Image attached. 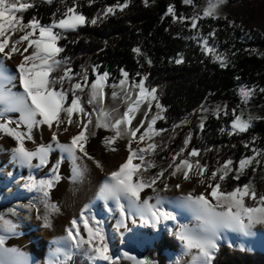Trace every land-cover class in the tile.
I'll return each instance as SVG.
<instances>
[{
    "label": "snow or ice",
    "instance_id": "snow-or-ice-1",
    "mask_svg": "<svg viewBox=\"0 0 264 264\" xmlns=\"http://www.w3.org/2000/svg\"><path fill=\"white\" fill-rule=\"evenodd\" d=\"M44 2L52 3L53 0H44ZM88 2L91 4L93 0H88ZM129 3L130 0H124V3L118 2L106 7L103 10L105 17L108 14H114L117 9L123 11ZM144 3L147 6L148 0H144ZM183 3L193 5L194 0H183ZM224 3L226 0H207L202 17L199 14L191 17V27L196 29L197 22L201 18H218L219 7ZM34 6V2L0 0V134L16 141L17 146L11 149L14 161L29 167H32V160L37 157L40 161L38 166H44L49 162V153L53 150L52 144L40 145L34 151L29 150L25 144L26 141H35L34 129L46 125L51 131V139L55 142V147L59 148L62 153H66L67 159L72 162L74 176H81L83 170L77 161L83 157L93 159L85 145L88 135H95L94 132L89 131L95 115V128L102 127L114 132L113 136L105 137L104 140L105 145L111 151L117 150L113 145L118 139L128 138L129 154L126 161L116 171L110 173L99 193L100 197L116 202L121 216L118 227H127L125 222L130 213L133 223L136 222L135 217L139 215L142 220L146 219L148 224L156 228L162 222L177 220L173 212L163 207L164 198L158 194L159 190L156 188L157 181L162 180L169 169L172 170L171 176L182 173L185 180L192 178L190 171L194 170L193 175L199 177V183L201 185L207 183L203 192L194 194L193 190L178 198L181 206L187 209L197 222L194 227L181 224L179 230L175 232L185 254L191 256L192 264H213L216 253L219 252V242L223 232L231 231L247 236L253 234L252 230L256 225H264V192H258L251 179L246 184L237 185L231 191H225L222 188V182L228 178L230 173H234L232 176L234 180H239L249 167H252L255 173L257 169L253 165L261 164L259 157H264V150L252 148L253 155L242 156L238 162H234L231 158L222 164L218 161V166L210 172L206 180L205 173L209 171V166L202 164L199 159H192L200 156V150L192 148L191 151H187L192 135L189 133L184 138L183 146L179 151L171 155L167 168H161L155 175L146 177L144 174L149 169L157 167L155 160L146 159V156L154 155L156 149L160 147L155 142L145 144L146 138L152 141L153 135L167 131L153 128L158 119H166L162 114L165 108L158 102L157 89L146 85L145 81L148 79L146 75L138 82L132 80L129 83V73L123 69L120 70L123 78L119 79L118 83L111 84L108 83L110 73L107 71L101 73L99 66H93L95 79L90 83L86 69L81 73H73L70 61L60 56L64 49L59 45V41L66 38L64 35L66 32L75 31L87 23L96 24L100 14L88 20L78 10L79 5L74 0L71 6L65 5L66 10L60 18H54L48 24L41 23L40 19L35 16L24 22L23 16L17 15ZM166 15H171L173 20L181 22L188 19L183 14L177 16L175 7L171 4L167 7ZM17 33L21 34L18 38H13ZM201 39H203L204 49L208 53H214L215 49L208 46L207 39ZM29 49L32 50L30 53ZM133 51L138 55L141 54L139 48ZM15 54H19L22 59L16 65V74H11L4 61L10 60ZM216 59L220 60L221 57L217 55ZM182 62V56L175 60L177 64ZM148 63L150 64L151 61L149 60ZM57 71L60 75H53ZM140 75L137 73V76ZM17 80L22 88L19 92L8 87V85L15 87L13 82ZM65 84L68 85L67 88ZM106 87L112 89L111 99L114 102L120 100L125 106L122 113L119 105L115 108L105 107ZM86 89L88 91L86 103L91 106V111L84 106L83 94ZM261 91L264 92V89ZM253 94L254 89L240 87L241 104L247 105ZM154 100L157 101L155 104L157 111L149 118ZM145 101L147 111L144 112V119H141L137 126H131L132 119L135 118L137 111ZM201 110L209 111L203 105H201ZM220 111L221 108L217 105L213 114L219 118ZM10 113H18V117L13 118L9 115ZM74 113L77 114L75 121L73 120ZM224 114L228 115L226 106ZM232 117L229 135L247 132L254 119L251 116L245 118L242 111L236 114V109L232 110ZM205 119L206 117H201V129L204 128ZM146 120L147 126L145 127ZM74 123L80 129L79 132L71 137L69 143H60L58 137L61 125L71 126ZM187 123L189 121L185 119L179 124H173L172 129L175 131L176 128ZM141 128H144V131L137 138V133ZM63 131L67 132L68 127H64ZM133 144L136 147H133ZM142 144H144L143 147ZM245 147L248 148L249 144L245 143ZM186 151L187 155H185ZM63 158L62 156L61 160ZM134 160H138L139 163H134ZM59 163L60 161H57V165L53 166V173L57 172ZM96 164L97 167H102L99 161H96ZM56 178L58 177H54ZM29 179L31 181L29 187H38L45 197L48 196L47 190L54 186V179L38 182L31 176ZM175 187L179 189L181 185L176 184ZM146 188L157 192L156 203H150L152 197L142 199L141 193ZM168 188L169 185L164 183L163 190L166 191ZM122 200L127 201V208L121 202ZM45 206L48 207L47 204ZM28 207H31V204ZM52 208L56 210L55 205ZM86 211L87 206L81 211L79 219L74 218L71 221V226L66 229V237L62 238L72 246L65 253V259L71 258L72 250L83 248L84 255L93 264H119L121 257L112 253L103 222L95 216L86 215ZM44 219L45 226L49 227L47 215ZM81 224L86 238L81 232ZM15 228L16 226L10 220L0 215V231L14 233ZM6 239V235L0 234V264H26L17 249L5 247ZM85 245L86 248H84ZM123 255L135 264H156L147 258L137 259L135 256H129L127 252Z\"/></svg>",
    "mask_w": 264,
    "mask_h": 264
},
{
    "label": "trees",
    "instance_id": "trees-1",
    "mask_svg": "<svg viewBox=\"0 0 264 264\" xmlns=\"http://www.w3.org/2000/svg\"><path fill=\"white\" fill-rule=\"evenodd\" d=\"M21 2L35 4L34 7L17 13L23 16L24 22L35 16L41 23L48 24L54 18H60L66 10L65 5L71 6L74 0ZM76 2L78 10L88 20L96 18L98 13L100 15L96 24L87 23L75 31L66 32V38L59 41L64 49L60 56L70 61L73 73H81L86 69L89 83L95 79L93 66H99L100 72H109L113 81L121 77V69L135 80L146 75V85L157 89L158 102L165 108L162 114L166 119L158 120L157 129L167 131L156 135L154 142L160 147L154 155L146 156V159L155 160L157 164V167L144 174L146 177L155 175L161 168H167L171 155L179 151L189 133L192 135L187 151L199 149L200 156L192 159H199L202 164H207L210 171L215 170L218 161L222 164L231 158L238 162L242 156L253 155L252 148L264 150V117L257 120L247 132L229 135L233 118L231 112L227 116L209 118L203 129L200 128L201 116L198 112L201 105L220 102H225L228 110L235 108L239 103L237 89L240 84L251 83L260 90L264 89V55L251 53L252 49L264 50V35L246 27L248 17L207 21L214 31V40L227 53V61L223 64L202 49L185 24L166 15L170 4L174 5L176 11L186 12L183 0H148L147 6L144 0H130L129 6L123 11L117 9L114 14L106 17L103 11L106 7L118 2L124 3V0H93L91 4L88 0ZM135 48L141 50L140 55L133 51ZM181 56L183 62L175 63ZM137 73L141 75L137 76ZM53 75H60V72ZM65 87L68 85L65 84ZM262 96L264 97V92ZM87 99L86 89L83 94L84 106L91 111V106L86 103ZM185 119L189 123L173 131L172 125ZM245 143L249 144L248 148ZM260 160L263 162L264 157H260ZM257 170L259 173L262 171V164ZM170 172L171 169L162 179L169 178ZM233 175L234 173H230L222 182L223 190L231 191L237 185L248 183L254 173L252 167H249L239 180H234ZM256 181L257 191L264 192V182ZM178 230L179 226L176 225L161 232L153 247L144 249L145 257L156 264H170L164 252H178L180 241L175 236ZM59 264L89 263L83 255L74 253L69 260ZM119 264L131 263L121 258ZM213 264H264V254L223 244L219 246Z\"/></svg>",
    "mask_w": 264,
    "mask_h": 264
},
{
    "label": "rangeland",
    "instance_id": "rangeland-1",
    "mask_svg": "<svg viewBox=\"0 0 264 264\" xmlns=\"http://www.w3.org/2000/svg\"><path fill=\"white\" fill-rule=\"evenodd\" d=\"M184 5L187 7L186 12L180 13L176 10L175 11L177 16L183 14L188 19L184 20L183 22L179 20L177 21L182 24H185L188 30H190L192 38L196 37L193 39H195L196 42L201 45L202 49L213 59H215L220 63H222L223 61L224 64L227 61V53L224 47H222L220 44L217 43L216 40H214V35H210V33H214V31L211 29L210 24L207 22L208 20L225 19L228 17L234 20H239L243 17H248L249 22L246 23V27L251 28L254 31L264 35V0H226V3H224L219 7L218 18H213V17L201 18L197 22L198 27L196 29H193L191 27L190 19L192 16L197 14H199L202 17L203 9L207 6V0H194L193 5H186V4ZM20 34L21 33H17L13 38H18ZM201 38L207 39L208 46L215 49L214 53H208L204 49L203 39ZM31 51L32 50L29 49V53ZM251 53L258 56H262L264 55V50L252 49ZM217 55L221 57L220 60L216 59ZM21 59L22 57L19 54H15L9 61L10 62L12 61V63H14L16 68V65L20 62ZM121 78L123 77L121 76L119 79ZM119 79L113 81L109 77L108 83L109 84L118 83ZM132 80L135 79L129 77V83H131ZM135 81L138 82L139 80H135ZM242 86H245L249 89H254V94L252 95L247 105L241 104L239 89ZM105 91L107 93L104 101L105 107L115 108L119 105L120 112L122 113L125 110V106L121 104L120 100L114 102L111 99L112 89L110 87H106ZM117 91H119V89H117ZM237 98L239 103L235 105V108H233L236 109V114H240V112L242 111L243 116L245 118L249 116L253 117L254 119L252 125L257 120L264 117V97L262 96V91L259 88H257L256 85L251 83L240 84L237 89ZM156 102L157 101L155 100L153 101V107L151 112H149V118L157 111V109L155 108ZM217 105H219L221 108L219 116H227L224 114L225 106L227 107L228 114L230 112L232 114L233 109L228 110V106L225 102L204 105V107L209 109V111L204 112L203 110H201V108L198 111L201 117L202 116L206 117V119L204 120V124L209 118L217 117V115L213 114ZM238 105L240 107H238ZM145 111H147L146 101L144 104L141 105L140 109L137 111L135 118L132 119L131 126L133 127L137 126L139 124V121L141 119H144ZM76 119H77V114H73V120L75 121ZM158 120L156 121V124L153 126L154 129H157ZM200 122H201V118H200ZM146 126H147V120L145 121V127ZM64 127H68V130L73 135H76L80 129L76 126L75 123L72 124L71 126H68L66 124L61 125V129L58 137L59 141L60 143H69L71 138L67 136L68 131L67 132L63 131ZM99 130L109 131L112 133V135H114V132L109 129H105L102 127L95 128V115H94L93 124L89 126V131L94 132L96 134ZM143 131L144 128H141L140 132L137 133V138L141 133H143ZM93 136L95 135H88V139L92 138ZM155 137L156 135H153L152 141H148L146 138L145 144L148 142H154ZM121 140L124 141V143H126L127 145L128 143L127 137ZM45 142L55 144V142H53L51 139L50 132L48 133ZM141 146L143 147L144 144H142ZM26 147L29 150H34L32 147H28L27 145ZM6 149H7L6 144L0 143V152L3 153L6 151ZM53 154H55V152ZM52 155H49L48 158L49 162L47 163V165L50 163V158H52ZM127 156L125 157V160L122 163L126 161ZM60 161L62 164H64L66 160L65 158H63ZM2 163H3V159H2V155H0V209L2 210L0 215H3L5 219L10 220L16 226V228L14 233L0 231V234L7 236V239L5 241V247L17 249L20 253L24 252L29 258V264H31L33 259L32 255L27 252L24 246L14 247L13 243L18 242L23 238L22 241L19 243L20 245H25L26 247H29L27 249H29L30 252L31 251L34 253H36V251L43 252L44 250L47 249V247L49 248L50 245L57 244L60 241L62 237L61 235L66 233V229L71 226V221L74 218L76 219L78 217V213L77 212L73 213L71 216H69L64 212L62 213V211L58 209L56 203L53 201L52 198L53 191L57 188L59 182L62 179V174L60 170H57V172L55 173L51 171V172H46L43 174H36L35 176H31V175H23L22 172H21L22 174L17 171L10 172L6 168H1ZM261 164H262V171L259 173V170H256L254 175L250 178L255 184V187L257 182L256 180L264 182V161L263 162L261 161ZM259 166L260 165L258 166L254 165L256 169H258ZM193 172L194 170L190 171V175L192 176L190 180H185L183 178V174L178 173L176 176H170L167 179H162L157 181L156 188L159 190L158 194L164 198V203L167 204L169 202L168 203L169 205L176 207V204L179 203L178 198L181 197L182 195H186L188 192H192L193 190H194V194H199L200 192H203L205 190V188L207 187V183L201 185L199 183V177L193 175ZM210 172L211 171L209 170L208 172L205 173L206 180L207 177L210 175ZM30 176L33 177L37 182L40 180L54 179V177H58V178L54 179V186L51 189L47 190L48 196L45 197L44 193L40 191L38 187H31V188L29 187V185L31 184V181L29 179ZM164 183H167L169 185V188L166 191L163 190ZM176 184H180L181 187L177 189L175 187ZM149 189L152 191V194L157 195V192H154L151 188ZM247 202L251 203V201H247ZM30 204L31 207H28ZM46 204L48 205V207L45 206ZM53 205H55L56 210H53L52 208ZM168 211L173 212L177 216L176 221L162 222L159 225V227L156 228L148 224L146 222V219L142 220L141 218L139 219L138 217H135L136 222L133 223L131 218L132 216L130 213L129 214L130 219L128 218L126 220L125 223L127 227L125 228V227H114L112 224V219H114L119 214L117 208H111L108 217L104 216L103 214L94 215L93 212H90L88 210L89 215L95 216L96 219H99L103 222V226L109 238V244L112 253L116 256H120L122 259L129 261L131 264H135V262L124 257L123 254L125 252H127L129 256L137 257V259H146L144 255V249L152 248L154 243L159 240V236L161 232L166 231L169 228H172L176 225L180 226L181 224H183L182 217H184V219L187 221H191L193 223V227L197 223L193 218L192 214L185 208L181 210L183 214L182 216L179 214L177 207L173 209H169ZM46 215H47V222L50 224L49 227L45 226L46 222L44 217ZM81 232L86 238V233H84L83 231L82 224H81ZM252 233H253L252 235H247V237H249L250 240H244L241 235L239 236V233L225 231L222 233V239L220 240L219 245L226 243L239 249H247L249 251L259 252L264 254V247H260V246L253 247V245H251V243H263L264 246V225H256L253 228ZM15 236H20V237L12 239ZM86 247L87 246L85 245L84 248ZM182 247L183 246L180 242L178 252L176 253L168 252V251L164 252V255L167 256L169 260V263L172 264L173 262H176L177 264H192L190 255H181ZM72 251L73 253H78L83 255L84 258L87 259L89 264H93V262L90 261L84 255L83 248L80 250H72ZM62 259H65V255L63 256L58 254L54 261L48 258L47 262L48 264L50 262H52L51 264H56L58 261H61Z\"/></svg>",
    "mask_w": 264,
    "mask_h": 264
},
{
    "label": "bare ground",
    "instance_id": "bare-ground-1",
    "mask_svg": "<svg viewBox=\"0 0 264 264\" xmlns=\"http://www.w3.org/2000/svg\"><path fill=\"white\" fill-rule=\"evenodd\" d=\"M4 63L5 66L10 70L11 74H16V68L12 61L10 62L9 60H5ZM13 83L15 87H13L12 85H8V87H12V90L16 92L22 91L18 80L14 81ZM9 115H11L13 118L18 117V113H10ZM49 132L51 133L46 125L42 128L34 129L35 141L25 142L28 147H32L34 150H36V148L40 145L52 144L53 150L49 153V155H52L55 152V154L52 155V158H50V163L48 165L46 164L44 166H38L40 164V161L37 157L32 160V167H29L27 165L22 166L19 162L13 160L11 149L13 147H16L17 143L13 138L0 134V143H4L7 146L5 152H0V155H2L3 159L1 168H6L10 172L17 171L20 173L22 172L23 175L35 176L36 174L51 172L53 166L57 165V161H60L61 157L63 156L66 160L65 163L62 164L60 161L58 165V170H60L62 174V179L59 182L57 188L53 191L52 195L53 201L56 203L58 209H60L62 213L64 212L69 216L77 212L78 217L76 219H79L81 211L85 210V207L87 206V211L85 213L86 215H89V210L90 212H93L94 215L103 214L104 216L108 217L110 209L117 208L116 202L111 199L106 200L100 197L99 193L104 183L108 180L110 173L112 171H116L119 165L125 160V157L129 154L126 143H124V141H122L121 139H118L113 145L117 150L111 151L105 145L104 140L105 137L113 136L112 133L109 131L99 130L95 134V136L87 140V143L85 145L87 152L93 157V159L83 157L81 160L77 161V163L83 170V174L81 176H74L73 164L70 160L67 159V154L62 153L59 148L55 147L54 143L45 142ZM67 136L71 138L73 134H71L68 130ZM133 147H136V145L133 144ZM96 161H99L102 167H97ZM135 163H139V161L135 160ZM141 196L142 199L152 197L153 199L150 201V203H156L155 197L157 195L152 194V191L149 188L144 189V191L141 193ZM121 202L124 203L125 207L127 208V201L122 200ZM167 204L163 203V207L167 210L177 207L179 214L181 216L183 215L181 210H183L184 208L180 203H177L176 207ZM136 217H138L139 219L141 218L139 215H137ZM120 220L121 216L119 213L114 219H112L113 226L118 227V222ZM182 221L183 224H187L190 227H193V223L191 221L185 220L184 217H182ZM240 235L244 240H250L249 237L239 234V236ZM61 236L62 237L57 244L50 245L49 248L47 247V249L41 253V262H43L44 259H46L47 261L48 258L54 260L56 259L58 254L64 256L65 253L72 248L70 243H67L62 239L66 237V233L62 234ZM251 245H253V247H264L263 243H251ZM36 255L39 256L38 252H36ZM181 255H186L183 247Z\"/></svg>",
    "mask_w": 264,
    "mask_h": 264
},
{
    "label": "crops",
    "instance_id": "crops-1",
    "mask_svg": "<svg viewBox=\"0 0 264 264\" xmlns=\"http://www.w3.org/2000/svg\"><path fill=\"white\" fill-rule=\"evenodd\" d=\"M18 237H20V236H15L14 238H12V239H15V238H18ZM24 238H26V237H24ZM23 239V238H22ZM22 239L20 240V241H18V242H14L13 243V245H14V247H16V246H24L25 247V249L27 250V252L28 253H30L31 255H32V257H33V259H32V263L31 264H37V262H38V264H48V262L46 261V259H44L43 260V262H41V253L42 252H38V251H36V252H38V254H39V256H37L36 255V253H34V252H30L29 251V249H27L26 248V246L25 245H20L19 243L22 241ZM28 239V238H27ZM44 252V251H43ZM21 257H22V259L24 260V261H26V264H29V258H28V256L23 252V253H21ZM40 258V259H39ZM37 259H39V260H37ZM55 260V259H54ZM53 260V261H54ZM66 259H62L61 261H58L56 264H58V263H60V262H63V261H65ZM52 262H50L49 264H51Z\"/></svg>",
    "mask_w": 264,
    "mask_h": 264
},
{
    "label": "water",
    "instance_id": "water-1",
    "mask_svg": "<svg viewBox=\"0 0 264 264\" xmlns=\"http://www.w3.org/2000/svg\"><path fill=\"white\" fill-rule=\"evenodd\" d=\"M225 245H228V244H225ZM231 246V245H230ZM233 248H235V249H239V248H236V247H234V246H232ZM240 250H247V249H240ZM247 251H249V250H247ZM171 264V263H170Z\"/></svg>",
    "mask_w": 264,
    "mask_h": 264
}]
</instances>
